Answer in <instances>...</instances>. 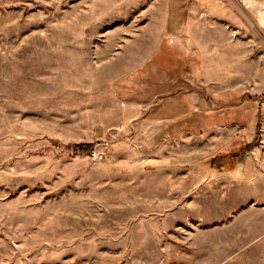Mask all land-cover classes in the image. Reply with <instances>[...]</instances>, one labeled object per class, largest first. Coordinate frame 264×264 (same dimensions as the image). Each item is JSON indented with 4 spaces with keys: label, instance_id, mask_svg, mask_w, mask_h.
<instances>
[{
    "label": "rangeland",
    "instance_id": "obj_1",
    "mask_svg": "<svg viewBox=\"0 0 264 264\" xmlns=\"http://www.w3.org/2000/svg\"><path fill=\"white\" fill-rule=\"evenodd\" d=\"M0 264H264V0H0Z\"/></svg>",
    "mask_w": 264,
    "mask_h": 264
},
{
    "label": "trees",
    "instance_id": "obj_2",
    "mask_svg": "<svg viewBox=\"0 0 264 264\" xmlns=\"http://www.w3.org/2000/svg\"><path fill=\"white\" fill-rule=\"evenodd\" d=\"M75 146L78 147V148H81V149H87L88 147H90V145L85 146V145H82V144H77Z\"/></svg>",
    "mask_w": 264,
    "mask_h": 264
}]
</instances>
